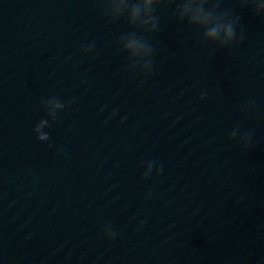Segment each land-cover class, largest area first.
Masks as SVG:
<instances>
[{"label": "water", "instance_id": "1", "mask_svg": "<svg viewBox=\"0 0 264 264\" xmlns=\"http://www.w3.org/2000/svg\"><path fill=\"white\" fill-rule=\"evenodd\" d=\"M228 0H0V264H95Z\"/></svg>", "mask_w": 264, "mask_h": 264}]
</instances>
